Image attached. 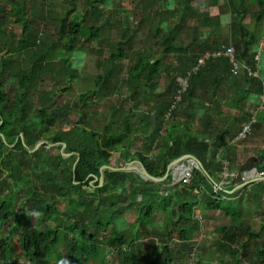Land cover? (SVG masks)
Returning <instances> with one entry per match:
<instances>
[{
  "label": "trees",
  "instance_id": "16d2710c",
  "mask_svg": "<svg viewBox=\"0 0 264 264\" xmlns=\"http://www.w3.org/2000/svg\"><path fill=\"white\" fill-rule=\"evenodd\" d=\"M64 1L61 11L47 4L42 8L45 18L55 23L56 38L33 33L27 0H0V44L11 52L23 50V58L19 54L13 61H0V264H20L10 236L2 237L1 225L10 221V235L22 234L13 239L20 242L25 263L107 264L110 248L119 264H192L189 257L202 252H197L194 241L202 227L196 209L219 210L238 222L218 228V250L232 259L223 257L216 264H264L260 233L232 199L248 187L254 199L264 193V151L236 167L234 144L227 142L241 134L249 118L255 116L254 125H259V113L264 110L252 115L244 108L247 100L264 107V69H260L264 50H259L264 0H227L218 17L195 11V0H133L140 8L143 4L141 20L151 37L140 50L137 29L125 25L117 11L116 2L121 0H80L79 7L77 0ZM247 14L252 25L243 21ZM9 17L20 25L19 34L5 28ZM192 19L197 22L190 24ZM224 24L226 34L219 31ZM207 27L209 31L202 32ZM104 36L109 37L107 47L92 49V42H105ZM230 46L234 59L257 76H248L245 70L232 76L224 55L200 63L207 52H224ZM87 50L96 53L99 71L76 100L58 105L54 91H40L44 73L58 69L53 64L56 58L62 60L61 71L70 81L78 76L79 67L72 57L79 60L77 56ZM27 54L29 59L24 57ZM132 57L126 76L120 78L122 61ZM164 57L173 59V74L159 90ZM179 79L186 81L185 91ZM109 95L113 97L108 110L97 118L96 128L90 106ZM178 95L180 103L166 118ZM144 101L153 104L140 113ZM74 111L79 113L77 119L71 117ZM150 123L147 138L152 144L161 139L164 146L153 155L140 151L132 155L137 136H145ZM52 127L56 129L49 133ZM43 140L46 143L34 150ZM50 144L59 150L65 144L64 153L52 156ZM117 152L124 161H140L153 177H164L170 163L187 154L201 162L205 173L195 170L190 183L168 186L171 175L160 183H140L133 172L111 171L101 186L104 162ZM244 168H255L263 177L233 191L234 186L227 185L235 180L231 173ZM220 180L224 181L216 189ZM60 203H64L63 211ZM34 210L40 223H47L43 228L28 224ZM130 210H134L133 220L127 222L124 216ZM156 210L171 211L175 218L158 227ZM108 228L114 237L103 240L100 233ZM147 237L151 248L145 256L141 241Z\"/></svg>",
  "mask_w": 264,
  "mask_h": 264
},
{
  "label": "rangeland",
  "instance_id": "374dc122",
  "mask_svg": "<svg viewBox=\"0 0 264 264\" xmlns=\"http://www.w3.org/2000/svg\"><path fill=\"white\" fill-rule=\"evenodd\" d=\"M116 3H117V8H119L117 10L119 12V16L124 18V24L130 27L131 29H137V35H136L137 49L140 50L144 46L148 45L147 42L151 37L147 35L146 25H145L146 22H142L141 20L144 14V12L142 11L143 4L141 5V8H140L136 6V4H133V0H121V1H117ZM158 3L159 5L161 4L160 1H158ZM44 4H47L50 9H55V11H61L63 6L64 7L66 6V3L64 0H27L26 7L29 10L28 15L30 17V25L33 28V33L36 36H40L43 33V34L55 36L56 38H58L57 31L55 28V23L53 24L51 20L52 18L46 19L43 14L42 8ZM226 4H227V0H195L192 3V6L195 11H203L205 13H209L210 15H212L215 9L216 11H219V12H221L222 9H226ZM76 5L78 7L81 6L80 0H77ZM9 18L10 19H8V21H6L4 25L8 33L12 29V31H14L16 34H19L21 32V27L15 21V17H9ZM243 21L249 25H252L253 20H252L251 14H247ZM193 22H197V20L192 19L189 21L190 24H193ZM261 28H262L263 34H262V38L259 44V50L263 51L264 50V21L261 24ZM227 29H228V25L224 24L219 29V31L222 32L223 34H226ZM204 31L205 32L209 31V28L207 27V28L202 29V32ZM186 32H187V28L183 29L182 34H181L182 39L186 38L185 36ZM204 33H201V34L204 35ZM145 34H146V37H145L146 39H143ZM104 38H105V42L103 41L102 45H99V43L97 42L96 43L92 42V46H93L92 49H95L96 51H98L100 47L106 48L107 47L106 44L108 43L109 37L104 36ZM22 51L23 50L18 49L15 52H11L6 47L0 44V61H2L3 58L5 60L13 61L17 57H19V54H21L20 56L23 58ZM28 56L30 55L29 54H27V56L24 55L25 58L29 59ZM77 57L79 60H77L75 57H72V60L74 61V63L77 64L78 62V65H79L78 76L74 78L73 80L69 81L68 77L65 74H63V72L61 71V61L62 60L61 59L57 60V58L53 61L54 65H58L57 71L55 73L46 71L43 75V81L40 85V91H54L56 93L55 95L56 104L58 105H63L67 103L71 104L74 100H76L78 93L84 92L87 90L90 83H92L93 77L99 71L96 68V64H95L96 59H97L96 53H92L87 50L84 53H82V57L79 55ZM133 60L134 58L132 57L131 59L122 61L121 67L119 68L117 72V75L120 78H123L126 76L127 65L131 64ZM162 62L164 65V69L159 75L158 83H157V87L159 90H162L163 87L166 84H168L171 78V75L173 74V70H172L173 59L171 57H164L162 59ZM260 69L261 71H263L264 69L263 60L260 61ZM9 90L10 92L12 90L10 89V86H9ZM115 94L117 95V92H115ZM12 96L13 94L11 92V97H10L11 99L13 98ZM112 97L113 95L102 97L96 100V102L93 101L92 105L90 106L91 107L90 112L92 115V119L94 120L93 126H97L96 128H99L97 118L100 115H103L104 113H106V110H108V104H109L110 98ZM152 104H153L152 102L150 103L145 102V101L142 102L140 107L138 108L139 112L140 111L144 112V110H148L149 105H152ZM259 107H260V104L256 100H247L244 104L245 111L252 113V115H255L256 112H259L258 111ZM230 112L232 115H238L237 111L230 110ZM78 116H79V113L77 111H74V114H72L71 117L77 119ZM259 116L261 117L259 125H254L253 123L254 121L252 122V117L249 118L247 122H244L242 124L241 130H243L242 128L245 125H247L249 122H252L251 123L252 126L250 125L249 135L244 137L243 133L240 132L242 133L241 135L243 136V138H241V135L239 134L237 138H232V139L229 138L227 140L228 143L232 142L234 144L235 161H236V165L238 164L236 167L247 165L250 162V160H252V158H255L257 151H264V110L259 113ZM152 125L153 124L150 123V125L148 126L147 133L144 134L145 136H141V135L137 136V140L135 141V143L130 149V152L132 153V155L136 151L143 152L146 155H153V153L154 154L158 153L159 148H162L164 146V143L162 142L161 139L158 142L152 144L150 141L151 138L150 137L147 138V135L151 132ZM55 129H56L55 127H52L49 133H53ZM49 133L47 134L49 135ZM163 135L165 134L163 133ZM43 142L46 143V140H43ZM49 147H50L49 152L52 156H57L58 154L62 153V150L58 149V145L50 144ZM176 159H174L172 163ZM118 160L119 162H116ZM136 161L137 159H133V161H130V160L124 161L123 158H121V156L117 152V153H114L112 157L106 159V162H104V164L106 165L108 164L109 166L116 167L115 164L118 163L119 165L117 167H126L132 163L135 165H138L137 163H135ZM183 162L187 163L186 161H183ZM177 165L179 167L181 165V162H179L176 165L173 164L171 168L168 170V175L172 176V181L169 184H167L168 186H173L174 184L176 185V184H179L180 182L178 181L179 177L174 176L175 173L177 175L180 174V172H178L177 170L178 169ZM195 170L196 169L194 167H193V170H191L192 178H193V172ZM108 172L109 171H107V173ZM131 172L135 173L140 183L147 182V181L143 182L140 180L142 178L141 176H139L138 171H131ZM223 174L224 176H226L228 175V172H225ZM231 174L235 176V180L231 182L228 181L227 185L228 186L233 185L234 186L233 191L240 189L244 185H248L252 180H254V178L263 177L262 173L257 171L255 168H250V169L244 168L241 172L238 170H235ZM239 179H243V181L245 182L239 183ZM223 181L224 180H220L219 182L223 183ZM248 188L245 190H241V192H239L232 199H233L234 204H240L244 214L249 216V219L253 225V228L256 231H258V233H260V237H261L260 239L261 241H263V245H264V230H262V225L264 224V193L261 195L258 194V197L254 199V197H252L248 193ZM58 207L61 211L65 209L64 203H60ZM15 208H16V212H18L20 205L17 204ZM195 212L198 218H200L201 220L202 227L199 233H197L196 236L194 237V241L197 244V248H198L197 252H199V249L202 252L200 256L198 255L195 257L191 255L188 259V262L192 264H198L199 262L202 264H216L223 257L226 260H231L232 258L230 255L226 254L225 256H223L218 250L217 241L220 239L218 228L222 226H228V227L236 226L238 222H235L230 216L222 213L219 210L196 209ZM29 214L30 216L29 218H27L29 222L28 224L31 225L33 228L35 227L43 228L44 225H47V223H44V224L40 223V219L37 214V211L34 210ZM133 214H134V210L127 211L125 213L124 220L127 222H132ZM154 217H155L156 225L158 227H163L164 221L168 222L171 219H174L175 215L171 213V211L164 212V211L156 210ZM11 223L12 221H10L6 225H1L2 237L6 238L10 236V240L12 242L13 250H14V258L16 256L20 257V261H19L20 264H31V263L24 262L23 255L21 254L22 249L20 246V242L16 239H13L14 236L20 237L22 234L17 233L13 236L10 235L11 229L9 228V225ZM121 224L123 226L122 221H121ZM100 235L103 240H106L110 237H114L113 231L109 228L108 230H105V231L103 230L102 233H100ZM244 239L246 240V236H244ZM141 243H142L143 254L146 256L149 249L151 248V239L149 237L145 239L142 238ZM249 247H250V253H251L254 248L253 242H250ZM108 249L109 250H108V263L107 264H119V259L116 257L114 252L110 248ZM63 256H65L64 253H63ZM242 264H249V263L244 262Z\"/></svg>",
  "mask_w": 264,
  "mask_h": 264
},
{
  "label": "built area",
  "instance_id": "2783aa9c",
  "mask_svg": "<svg viewBox=\"0 0 264 264\" xmlns=\"http://www.w3.org/2000/svg\"><path fill=\"white\" fill-rule=\"evenodd\" d=\"M234 49V47L233 46H230V47H228V48H226V50L224 51V52H221V51H216V52H208V53H206L205 55H204V57L200 60V63L201 64H203L204 63V61L205 60H207V59H209V58H217V57H220L221 55H224L225 57H227L228 58V60H229V62L231 63V68H230V71H231V75L232 76H238L239 75V73L241 72V71H243V70H245L246 71V73H247V75L248 76H257V73H254V72H252L248 67H246L244 64H241V63H238L235 59H234V51L235 50H233ZM259 60V56H256V61H258ZM180 82H181V84H182V91H185L186 90V88H187V83H186V81H182V80H180ZM181 92V91H180ZM180 101H181V97H180V95H178V96H176L175 98H174V101L170 104V107H169V109H168V111H167V113H166V118H168L169 116H170V113L172 112V110H174V108L176 107V105H178L179 103H180ZM261 110H263V104H261L260 105V107H259V110L258 111H261ZM253 121H255L254 120V118L252 117V122ZM252 122H249L247 125H245L244 127H243V130H242V133H243V135H244V137H246L247 135H249L250 134V125H251V123ZM252 126V125H251ZM241 133V134H242ZM240 134V135H241ZM241 138H243V136L241 135ZM241 138H239V139H241ZM187 162V161H186ZM189 164L190 163H185V165H180V166H189ZM195 166H196V163H194V168H195ZM177 167H178V165H177ZM191 170H193V168L192 169H190V170H188V171H185V172H182V173H180V174H174V176H178L179 177V179H178V181H180L179 183H185V184H188V183H190L191 182V179H192V174H191ZM174 178V177H173ZM178 183V182H177ZM219 184H221V183H219ZM219 184H217L216 185V189H218V188H220V185ZM175 185V184H174Z\"/></svg>",
  "mask_w": 264,
  "mask_h": 264
},
{
  "label": "water",
  "instance_id": "95a60500",
  "mask_svg": "<svg viewBox=\"0 0 264 264\" xmlns=\"http://www.w3.org/2000/svg\"><path fill=\"white\" fill-rule=\"evenodd\" d=\"M44 143L45 142H43V141L38 143L34 150L38 149ZM64 150H65V144L63 145L62 153H64ZM68 156H70V154L66 155V157H68ZM183 161H187V163H190L191 161H193V163H196L195 169L205 173L201 162L196 157H194L193 155H189V154L181 156L180 158L176 159L173 163L171 162L172 164H170L168 166V170L171 168V166L173 164L176 165L179 162H181V165H185V162H183ZM135 163H137L138 165H135L133 163L129 164L126 167H113V166H109V165H103V167L101 169L102 175H101V178H100V181H101L100 185L104 186L105 183L108 182V180H107V171H109V172H111V171L112 172H128V173L131 172V171H138L140 176L141 175L144 176L145 179L143 181H148L149 180V181H153V182H156V183L163 182L168 177V173L162 178L161 177H153L147 172V170L145 169V167L143 166V164L140 161H136ZM259 178L260 177L254 178V180L255 179H259Z\"/></svg>",
  "mask_w": 264,
  "mask_h": 264
},
{
  "label": "bare ground",
  "instance_id": "6f19581e",
  "mask_svg": "<svg viewBox=\"0 0 264 264\" xmlns=\"http://www.w3.org/2000/svg\"><path fill=\"white\" fill-rule=\"evenodd\" d=\"M193 167H194V163H193V161H191L189 166H186V167L185 166H179L177 170H178V172L182 173V172H185V171L192 169ZM141 178L143 180L145 179L144 176H142V175H141Z\"/></svg>",
  "mask_w": 264,
  "mask_h": 264
},
{
  "label": "crops",
  "instance_id": "0c3cea01",
  "mask_svg": "<svg viewBox=\"0 0 264 264\" xmlns=\"http://www.w3.org/2000/svg\"><path fill=\"white\" fill-rule=\"evenodd\" d=\"M219 14H220V12L219 11H216V9L213 11V13H212V16H214V17H218L219 16ZM263 109H264V107H263ZM253 118H254V120H255V116H253ZM256 121H254L253 123H255Z\"/></svg>",
  "mask_w": 264,
  "mask_h": 264
}]
</instances>
